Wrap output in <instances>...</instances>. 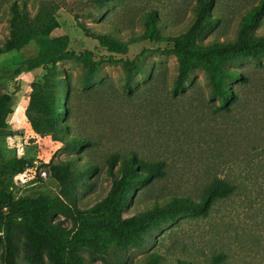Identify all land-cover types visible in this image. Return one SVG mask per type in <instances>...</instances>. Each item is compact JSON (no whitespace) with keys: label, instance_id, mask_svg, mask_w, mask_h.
<instances>
[{"label":"rangeland","instance_id":"obj_1","mask_svg":"<svg viewBox=\"0 0 264 264\" xmlns=\"http://www.w3.org/2000/svg\"><path fill=\"white\" fill-rule=\"evenodd\" d=\"M54 1L59 5L57 31L72 38L55 65L7 80L1 78V66L13 54H0V90L14 96L7 116L12 134L0 138V146L7 157L30 162L13 178L12 193L58 194L60 186L49 167L69 160L80 177L75 205L89 207L108 193L113 175L120 176L122 156L159 162L161 172L150 180L133 177L126 183L122 215L128 216L173 197L197 202L207 181L227 177L233 179L235 192L207 211L195 208L158 218L108 253L87 248L75 253L82 264H264V52L227 62L249 81L239 86L238 80L229 81L238 99L225 109L209 97L202 69L191 71L186 89L174 93L179 67L171 45L140 39L148 7L166 14L159 17L162 35L186 31L197 13L190 1ZM257 1L208 3L197 40L235 38L240 14ZM24 2L32 13L41 6V0ZM7 17V5L0 0V48L8 35ZM256 31H264V15ZM113 37L128 41V51H109L106 41ZM130 60L138 69L127 80ZM44 75L59 79L54 91L58 136L35 131L27 117L32 84ZM73 136L82 143L72 151L67 141ZM52 218L73 224L71 216L55 213ZM7 252L12 264H55L45 249L38 260L30 257L21 223L5 225L0 217V264Z\"/></svg>","mask_w":264,"mask_h":264},{"label":"trees","instance_id":"obj_2","mask_svg":"<svg viewBox=\"0 0 264 264\" xmlns=\"http://www.w3.org/2000/svg\"><path fill=\"white\" fill-rule=\"evenodd\" d=\"M2 1L8 8V35L3 48H0V54L13 55L8 63L1 66V78L9 80L22 72L55 65L72 43L69 34H59L57 31L58 3L54 0H41L40 8L32 13L25 0ZM92 1L102 4L106 0ZM186 1H190L197 9L186 31L162 35L159 17L166 14L148 7L144 12L146 30L140 39L149 38L152 42H167L171 45L179 67L173 85L174 93L186 89L184 84L191 71L202 69L209 85V97L217 99L220 107L228 109L230 103L238 99L237 91L229 81L236 79L239 86L248 83L249 77L227 65V62L240 55L255 57L264 52V31H256V25L264 15V0L251 4L240 14L235 38L213 39L210 42H199L196 36L206 20L208 3H213V0ZM106 46L112 52H127L129 42L113 37L106 41ZM128 69L127 80L131 79V72L138 69V66L130 60ZM57 82L58 78L49 75L35 81L32 84L27 112L28 120L35 131H51L56 136L61 130L57 123L58 97L54 93ZM13 102L14 96L11 92L0 90V138L12 134L7 116L12 112ZM62 134L64 135V131ZM81 140L79 136L68 139L69 149L73 151L82 143ZM29 166L30 162L24 157H7L0 146V217L5 225L15 221L21 223L30 257L38 260L39 251L45 249L55 264H82L75 249L87 248L108 253L123 241L132 240L158 218L195 208L207 211L216 200L230 197L236 189L233 179L213 177L206 182L197 202L191 198L175 201L173 197L164 204H155L138 214L123 216L126 183L133 177L150 180L161 172L159 162L143 158L138 160L133 155L122 156L121 174L113 175L108 193L94 205L83 208L76 206L73 200L80 177L76 166L69 160L51 163L49 167V175L59 183L58 194H13L10 189L13 178ZM137 167L141 170L137 171ZM55 213L71 216L72 226L62 224L58 218L53 219ZM153 256L158 255L153 253ZM4 264H12L9 252L4 257ZM174 264L187 263L177 261Z\"/></svg>","mask_w":264,"mask_h":264}]
</instances>
